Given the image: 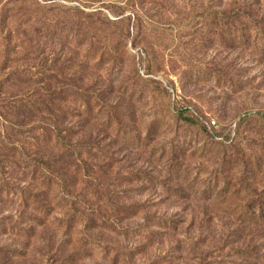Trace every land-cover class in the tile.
Here are the masks:
<instances>
[{"label":"rangeland","instance_id":"obj_1","mask_svg":"<svg viewBox=\"0 0 264 264\" xmlns=\"http://www.w3.org/2000/svg\"><path fill=\"white\" fill-rule=\"evenodd\" d=\"M0 264H264V0H0Z\"/></svg>","mask_w":264,"mask_h":264},{"label":"trees","instance_id":"obj_2","mask_svg":"<svg viewBox=\"0 0 264 264\" xmlns=\"http://www.w3.org/2000/svg\"><path fill=\"white\" fill-rule=\"evenodd\" d=\"M183 119H187L188 121H190L191 119L189 118V117H183ZM57 134V136H59V134L58 133H56ZM43 160V159H42ZM42 162H44V161H42Z\"/></svg>","mask_w":264,"mask_h":264},{"label":"built area","instance_id":"obj_3","mask_svg":"<svg viewBox=\"0 0 264 264\" xmlns=\"http://www.w3.org/2000/svg\"><path fill=\"white\" fill-rule=\"evenodd\" d=\"M210 122H211V124H215V120L214 119H211Z\"/></svg>","mask_w":264,"mask_h":264}]
</instances>
